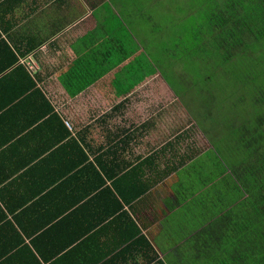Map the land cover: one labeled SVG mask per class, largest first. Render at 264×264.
<instances>
[{
  "label": "crops",
  "instance_id": "1",
  "mask_svg": "<svg viewBox=\"0 0 264 264\" xmlns=\"http://www.w3.org/2000/svg\"><path fill=\"white\" fill-rule=\"evenodd\" d=\"M148 1L0 0V264L185 263L201 131L148 65Z\"/></svg>",
  "mask_w": 264,
  "mask_h": 264
},
{
  "label": "trees",
  "instance_id": "2",
  "mask_svg": "<svg viewBox=\"0 0 264 264\" xmlns=\"http://www.w3.org/2000/svg\"><path fill=\"white\" fill-rule=\"evenodd\" d=\"M219 7L208 24L218 31L213 48L221 49L226 62L264 38V0H228ZM261 94L256 110L264 107V90ZM250 121L239 128L233 162L215 149L213 156L203 152L197 139L185 146L187 162L193 158L200 171L186 179L194 181V191L188 185L193 194L184 199L186 236L193 241L172 247L184 264H264V116ZM188 199L202 208H190Z\"/></svg>",
  "mask_w": 264,
  "mask_h": 264
},
{
  "label": "rangeland",
  "instance_id": "3",
  "mask_svg": "<svg viewBox=\"0 0 264 264\" xmlns=\"http://www.w3.org/2000/svg\"><path fill=\"white\" fill-rule=\"evenodd\" d=\"M227 2L149 0V21L137 23L145 33L147 56L154 62L148 61L149 67L164 80L168 99L176 98L182 115H190L200 128L203 152L213 156L215 149L233 162L238 157L234 149L240 144L239 128L248 126L254 116H264V107H255L264 90V38L249 45L243 55L223 62L221 49L213 48L218 31L210 28L208 17ZM188 201L195 211L202 208Z\"/></svg>",
  "mask_w": 264,
  "mask_h": 264
}]
</instances>
